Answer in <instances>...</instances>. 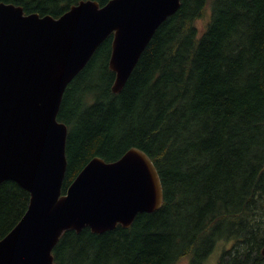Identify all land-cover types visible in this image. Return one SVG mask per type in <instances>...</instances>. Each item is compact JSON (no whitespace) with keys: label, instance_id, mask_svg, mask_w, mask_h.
Here are the masks:
<instances>
[{"label":"trees","instance_id":"trees-1","mask_svg":"<svg viewBox=\"0 0 264 264\" xmlns=\"http://www.w3.org/2000/svg\"><path fill=\"white\" fill-rule=\"evenodd\" d=\"M1 1L58 17L80 0ZM113 39L65 92L62 190L93 157L113 161L138 147L158 169L164 202L129 228L66 231L55 261L202 264L218 242L230 241L218 264H264V0H181L120 93L109 67ZM29 200L17 182L0 184V239Z\"/></svg>","mask_w":264,"mask_h":264},{"label":"water","instance_id":"water-1","mask_svg":"<svg viewBox=\"0 0 264 264\" xmlns=\"http://www.w3.org/2000/svg\"><path fill=\"white\" fill-rule=\"evenodd\" d=\"M180 6L80 0L56 17L0 2V184L13 180L30 193L24 215L0 239V264H58L53 249L66 231L129 228L139 213L162 207L158 169L138 147L113 161L93 157L63 192L69 127L58 114L68 85L111 33L112 89L120 93L156 30Z\"/></svg>","mask_w":264,"mask_h":264},{"label":"rangeland","instance_id":"rangeland-1","mask_svg":"<svg viewBox=\"0 0 264 264\" xmlns=\"http://www.w3.org/2000/svg\"><path fill=\"white\" fill-rule=\"evenodd\" d=\"M102 60L105 61V59ZM230 246V241L218 242L213 252L204 260L202 264H218L224 249ZM181 264H191V262L189 260H185Z\"/></svg>","mask_w":264,"mask_h":264}]
</instances>
